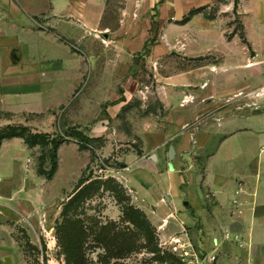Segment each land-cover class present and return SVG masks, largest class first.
<instances>
[{
	"label": "rangeland",
	"instance_id": "rangeland-1",
	"mask_svg": "<svg viewBox=\"0 0 264 264\" xmlns=\"http://www.w3.org/2000/svg\"><path fill=\"white\" fill-rule=\"evenodd\" d=\"M123 5L124 0H108L105 19L111 28L106 33L110 39V56L113 59L114 52L119 49L125 61L119 65L118 78L113 75L105 78L109 91L104 93L106 102L97 109L104 116L108 105L127 100L114 118H108L110 133L120 132L121 138L113 135L110 141L90 139L83 134V127L73 125L74 121L69 118L71 112H79L78 108L101 95L86 92V87L95 84L100 77L84 75L71 98L46 113L12 114L0 110V134L7 132L8 127H25L32 133H45L60 142L56 149L58 170L46 179L37 169L50 170L51 145L28 147L19 137L2 140L5 145L0 150V220L1 213L11 216L4 223L15 231L26 264H67L63 254L65 233L56 232V229L61 222L63 224L60 212L81 176L87 178L85 183L110 179L114 184H100L82 201L73 216H67L82 220L87 230L103 225H110L114 232L133 229L123 220L122 207L129 204L142 211L137 207L141 202L137 203L116 179L119 177L117 171L140 154L141 141L131 132L133 123L137 127L139 124L149 127L151 123L164 126L169 122H185L193 139L187 155L181 156V167L189 168L195 163L198 173L203 172L208 153L229 129L246 126L264 135V0H238L235 9L232 1L221 0L191 8L183 14L168 12L165 19H157L154 5L146 13H131L132 28L125 21L127 26L118 29L119 19L127 20L130 15L121 14ZM187 37L191 40L189 44L185 43ZM98 38L100 42L106 39L101 34ZM123 38L125 45H119L116 39ZM169 39L171 43H167ZM77 49L84 53L83 48ZM170 81L173 84L168 83ZM169 85L183 91L185 96L178 99L170 90L171 101H180V105L165 109L157 93ZM184 101L193 106L190 119L180 114ZM73 130L88 138L85 149L79 148L81 141L70 133ZM203 132L208 136L213 134L204 149ZM62 144L65 146L59 151ZM74 147L79 151L77 155L72 150ZM259 148L264 149V144ZM129 152L133 153L132 157ZM130 168L127 175L131 171L135 175L138 173L135 164ZM111 186L121 188L122 200H117ZM146 218L161 250L174 255L181 264H203L207 253L189 244L184 230L164 238V233ZM21 224L23 228L19 227ZM161 233L163 239H160ZM93 237V232L85 237L82 255L87 264H103L100 260L104 248ZM134 240L142 243L140 238ZM152 255L145 249L133 250L123 257L109 258L106 264H173L158 262Z\"/></svg>",
	"mask_w": 264,
	"mask_h": 264
},
{
	"label": "crops",
	"instance_id": "crops-1",
	"mask_svg": "<svg viewBox=\"0 0 264 264\" xmlns=\"http://www.w3.org/2000/svg\"><path fill=\"white\" fill-rule=\"evenodd\" d=\"M217 1L221 0H124L121 14L130 15L127 20L119 19L117 28L127 26L125 21L132 28L131 13H146L150 6H156L157 19H165L168 12L183 14ZM107 4L108 0H0V110L46 113L65 104L84 75L100 77L86 92L101 95L78 108L79 112H71L69 118L73 125L83 127V134L90 139L121 138L120 132L110 133L108 118H114L127 100L108 105L104 116L97 110L109 91L105 78H118L119 65L125 61L119 49L113 59L110 56ZM99 34L106 38L104 42ZM116 40L125 45L124 38ZM189 40L187 37L185 43ZM170 90L178 99L185 96L172 85L164 86L157 94L165 109L180 105V101H171ZM184 102L180 114L190 119L193 106ZM142 126H131L141 141L140 154L117 171L116 179L142 203L137 207L164 238L184 230L189 244L215 255L213 264H264V149L259 148L264 135L246 126L229 129L208 153L203 172L198 173L195 163L181 167V156L187 155L193 139L185 122ZM205 133L203 149L213 138ZM73 149L77 155L79 151ZM132 164L138 173L127 175ZM58 167L57 163L56 172ZM1 216L0 264H26L15 231L4 223L11 216ZM19 227L23 228L22 224Z\"/></svg>",
	"mask_w": 264,
	"mask_h": 264
},
{
	"label": "trees",
	"instance_id": "trees-1",
	"mask_svg": "<svg viewBox=\"0 0 264 264\" xmlns=\"http://www.w3.org/2000/svg\"><path fill=\"white\" fill-rule=\"evenodd\" d=\"M237 1L238 0H233L234 9L237 5ZM7 129V132L0 134V143L3 139L19 137L28 147H33L35 145L45 147L48 144L51 145L50 170L45 172L42 168L37 169L38 174H42L46 179H50L56 170V149L60 142L53 138L50 139L45 133H32L25 127H8ZM70 133L74 138L81 141L79 148L85 149L86 144L84 143L88 138L77 130H73ZM86 181L87 178H84L83 176L79 178L78 183L71 194V197L66 201L60 212V214L63 216V224L61 222L59 228L56 229V232L61 230L65 233L63 254L65 255L67 264H87L81 250L85 237L89 232L94 233L93 239L96 241V243L102 245L104 248V255L101 256L100 260L103 264L108 263L109 258L123 257L133 250L140 249H145L152 253L153 258L158 262L181 264L174 255L159 248L154 229L150 225L144 213L137 208L130 206L129 204L122 207L123 220L129 222L133 227L132 230L128 231L123 230L114 232L110 225L99 226L96 230H91V228L87 230L83 225L82 220L67 216L68 214L73 216V213H75L82 201L92 195L93 192H95L98 187H100V184L103 186H105L106 182V184L109 185L110 182L111 184H114L113 180L110 179L107 181L104 180L102 182L89 181L88 183H85ZM111 188L117 195V200H122L124 194L121 192V188L119 186H111ZM135 237L136 239H142V243H136L134 240Z\"/></svg>",
	"mask_w": 264,
	"mask_h": 264
},
{
	"label": "built area",
	"instance_id": "built-area-1",
	"mask_svg": "<svg viewBox=\"0 0 264 264\" xmlns=\"http://www.w3.org/2000/svg\"><path fill=\"white\" fill-rule=\"evenodd\" d=\"M174 243H176L175 245H177V242H174ZM214 259H215V255H213V254H206L204 256V258L202 259V263L203 264H213Z\"/></svg>",
	"mask_w": 264,
	"mask_h": 264
}]
</instances>
